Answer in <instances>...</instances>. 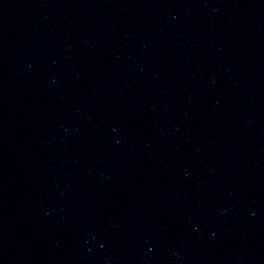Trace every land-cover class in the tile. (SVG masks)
I'll use <instances>...</instances> for the list:
<instances>
[{"label":"water","instance_id":"95a60500","mask_svg":"<svg viewBox=\"0 0 264 264\" xmlns=\"http://www.w3.org/2000/svg\"><path fill=\"white\" fill-rule=\"evenodd\" d=\"M11 264H264V0H26Z\"/></svg>","mask_w":264,"mask_h":264}]
</instances>
